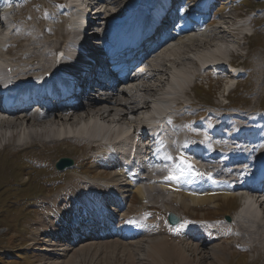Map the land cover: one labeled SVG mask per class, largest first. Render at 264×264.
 Returning <instances> with one entry per match:
<instances>
[{"label":"bare ground","instance_id":"bare-ground-1","mask_svg":"<svg viewBox=\"0 0 264 264\" xmlns=\"http://www.w3.org/2000/svg\"><path fill=\"white\" fill-rule=\"evenodd\" d=\"M118 1L120 0L98 1L96 6L98 8L96 9V7H92V9H96V11L93 13L94 17H90L88 12H85L84 14L80 8L72 7V10L74 11V26L78 28L83 21L84 24L87 22V26L89 29L91 28V30L85 32L84 30L86 27H82L81 29L83 30L80 29V32L74 30L70 32V34L72 33V36L69 37V40L64 39L62 42L59 41V46L55 49L53 58L50 57L51 54L49 55L48 51L42 50L43 48L40 49L36 46L28 50L25 48L26 51L22 52L20 47L19 49L17 48L19 45L18 43L22 40H19L17 43L18 45L14 49L9 48L7 45L10 40H13L12 34H14L15 29L11 24L15 19H13V21H5L7 24L12 26V30L9 32V37L6 41H4L3 35L0 32V77L3 75L8 83H10L16 89L21 90L22 88L20 87H22L24 83V90L34 91L36 93L34 97L38 101L55 104L59 101L70 100L73 97V94H71L67 88L72 80L62 77V74L58 73V71L62 70L63 66L65 65L64 71L67 72L68 76V68L73 66L76 60L75 54L73 52V50H75L74 47H80L79 45L82 43V46L84 47L85 44H87V41L84 42V38L90 39L93 37V39H99V35L101 33L97 34L96 31L101 30V32H103V28H99L101 27L102 23H104L103 21L106 20L105 14L107 13L108 9L106 7L102 8V5L107 3L108 5L114 6L116 3H118ZM213 1L214 0H199L196 2V6L205 13L208 12V7ZM178 4H180V0H154L152 7L153 14L148 19H146V17L143 18L136 16L134 18L133 14H131V11L127 12L126 16L130 15L129 17L133 20V22L126 24L121 32L122 35L127 36L128 43L133 42L135 45L139 46L136 48L135 58L141 57L145 59L143 63L148 67L147 72L137 74L136 78H127V80L124 82L120 81L118 86L114 88H105L104 96H95L83 100V102H80L72 112L66 113L63 112V110L56 108L49 109L44 113L38 114L29 113L23 110L15 113L1 112L0 114V130L3 127L5 128V132L7 129L11 130V136L7 135V137L9 136L11 139H8L7 141H0V149L5 147L10 148L11 145H14V147L17 149L20 147L23 148L33 146V144L37 143H40V145H49L48 143L54 141L58 142L61 140L70 139L72 142L78 141L81 146H85L86 148H89V150L95 149L96 158H100V163L104 164L103 166L107 165L108 168H112L117 164H121V167L119 166L117 171L112 173V175L110 173L111 176L108 175L107 177H104L105 179H91L87 178L88 176L84 177V175H71L72 177L67 179L65 186L58 189L53 195L55 198H57L58 196L65 194L66 196H72L75 198L80 197L84 203H95V210L92 212V217H90L85 210L86 207L88 208V205L85 207L81 200L80 204L83 207L82 211L66 212L64 214L62 212L61 216L59 212H56L57 210L55 211L52 208L53 202H50L51 205L49 206L47 217L49 219H46V225L44 219V223L42 222V225L44 224L46 227L40 229L39 231L41 232L42 230V234H46L48 236V242L44 243H47L52 248L58 247V256L67 254L74 245L81 243L78 245V247L82 246L84 244L82 243L84 240L94 239L98 237L99 234L104 235V237L116 236L120 238H127L132 237L134 233L141 236L140 239L135 240V238H132L127 241V244L124 245L132 248L139 247L138 243H141L145 250H151L152 247L154 252L158 255V250L160 249L162 251V247L155 250V245H149V242L151 241L149 236L140 234L147 235L149 231L152 230L148 226L158 223V221L162 220L159 218H155V220L146 219V216L140 218L138 215L142 214V208H139L136 214L133 213L135 210L133 209L129 212L125 211L127 215H129V227L123 226V228H121L122 224L117 222H119V216H122L123 213L118 214L117 212L120 210L121 212H124L122 211V208H124V201H126L124 198L130 196L132 192H135L138 195L151 197L158 192H163L162 189L171 190L174 192H183L184 196L188 197L190 201L196 203L206 201L213 202L214 200L216 201L218 200L217 197L220 196L219 194H222V197L235 196L236 199L240 197L242 198V206L238 210V207L233 209L232 213L229 215L230 219L227 221L225 220V224L227 225L226 229L231 228L232 232H227L226 229L222 230L220 228V219L213 223V227H210V225H212L210 223L179 224V227L175 229V233L179 232L178 235L181 236V240L183 242L184 240L187 241V239L190 237V242L194 245V249L196 251L200 244L218 239L216 237H221L218 239L221 245L217 244L215 246L220 250H226L230 248V246H233L235 242L236 244L243 246H246L244 244L248 243V246L251 249L264 245V200L258 201L255 198L249 197L251 194L255 195L256 191L250 189L249 187L232 188L228 181L230 174H224L226 168L220 163V161L216 160V158L205 163V165L211 169L208 171L209 176H211V173L215 171L218 176L225 177V181H211L207 189H198L196 186L192 187L190 184L192 183V174L194 173L195 169H192L191 171H185L186 167L180 160V157L183 156L190 164H192L190 158L188 157L191 154V151H193L194 148L205 150V145L208 147L206 151H208L209 156L212 157H214L216 153L221 152V149L219 148L221 145H223L221 146L222 148H227V150L228 148H231L229 157L234 156V154L240 155L241 152L247 151V148L241 144L242 140L254 142L257 139H264V128L260 127V125H252L250 123L251 121H241L235 128L228 125L230 123L227 122L226 118L220 115L215 118L216 121L222 119L224 120V123L228 124H224L218 128L217 125L219 123L217 122V125H210L211 128L204 131L202 125L200 124H194L195 126H198V128L190 127L189 122L195 116L187 114L186 110L183 109L184 107L190 106L189 103L179 106L182 104L180 101L182 99H180L177 103L175 102L176 106L174 108L171 100L175 99V96L179 93L181 95L178 96H183L186 94V88L184 90L183 88L194 76V73L190 74V71L187 67H193L194 63H196V65L198 63H209L206 66V69H210L212 67L218 69L222 68L224 63L220 62V57L223 55L224 58V55L229 49L226 44L228 41L223 39L225 36L227 38V29H229V25L232 24L226 20L223 23L228 27L212 26L209 30H204L198 35H194L195 33L191 29L181 33H177L172 30L171 32L175 35L169 36V38L166 39V42L158 46L156 49H152L154 47L153 45L155 41L151 40L148 43L146 36L142 37L143 31L152 27V25L148 26V22L146 21L149 19H157L156 22L159 20L161 24L163 23L161 22L162 19H171L178 10L176 9ZM169 5H171V9L168 8ZM194 7L195 6L191 4L190 9H193ZM9 12H11V1L4 0L3 3L0 4V13L1 15H5ZM203 15L202 18L205 17ZM93 18H97V20H99L97 24L96 21H93ZM110 19L112 21L113 17H110ZM227 19H231V17L228 16ZM94 25L96 26L97 30L94 29ZM106 25L107 24L105 23V26ZM202 25L203 23H200L198 26ZM2 27L4 30L5 27L3 24ZM157 27L159 26H155L154 30L152 31L154 34H159V32H156ZM116 31L117 29H115L113 33H116ZM139 31L140 35L133 36ZM89 32H92L91 36L88 34ZM78 34L82 36V39L80 38V42L76 43V37H78ZM24 38L26 39V37ZM21 44H23V42ZM52 48L54 50V47ZM139 48L142 50L140 54L137 52ZM16 52L17 54H15ZM10 55H13L14 58H10ZM99 72V75L103 73L101 69ZM75 76L76 75L74 72V77ZM98 79L100 78L94 76L88 83L81 84L78 90L79 96L85 94L88 85L95 83ZM56 83L64 89L63 95H57L55 93ZM77 84L78 80L76 79V85ZM50 93L53 94L50 95ZM91 94L93 93H89V95ZM3 98L14 99L13 95L10 93H6ZM170 103L173 106L172 110L166 112L162 116L159 123L160 126L156 127V129L159 128L161 131V141L163 140L165 142V149L172 152L170 161L178 160V164L171 166L170 172L167 173L165 168H162L161 170L156 168L158 162L155 161L153 156L149 155L151 147L149 145H152L153 147L156 145L155 141L150 143L154 138L148 137L145 132H142L140 135L139 133L136 135L131 134V132L135 131V129L137 131H141V129H138L140 124L147 123L150 116L152 117L155 114L158 115L161 112L170 109ZM33 105L37 104L34 103ZM179 107L181 109L176 111V109H179ZM182 111H185L184 116H181L184 120L183 123H181L182 127L186 123L189 125L184 126L188 135L190 128L198 129L199 131L202 130L203 134L200 137H203V139L199 137L202 142L197 141V139L189 138L192 137V135H189V137L185 138L184 140L178 139L180 136L178 129L174 128L172 124L174 122H179L180 120L177 121V115L173 114V112L184 113ZM186 116H189L190 118L187 120ZM211 119H209V123ZM65 124L68 125L65 127ZM21 130L23 134L26 133V136L20 135ZM112 132H117V135H111ZM222 132L227 133L225 136L227 138L223 139V142L217 141L218 139H215L216 136H220V134L222 135ZM153 133H155V131ZM87 134H89V139L84 137V135ZM106 140L107 142H105ZM124 141L130 142L132 147L135 148L133 158H128L129 161L131 163L133 162V165L135 166V169L132 168L133 171L135 170L134 172H130L129 170L127 171L125 170L127 168L124 169L123 167L124 163L122 161L123 159L121 160V158L123 156L126 158L127 155L125 156L124 151H120L119 147ZM183 143H185L184 148L182 146ZM234 148H236L235 151ZM258 148L260 147L247 152L254 154ZM121 154L122 157H118V155ZM136 155L138 160L135 159ZM225 158H227V156H225ZM23 161H25V159ZM168 162L169 159L166 166H169ZM180 162L183 165L181 168L183 171H185L183 173L178 167V165H181L179 164ZM260 163L264 165V160H261ZM51 167L54 168L53 161L51 162ZM53 170L58 171L56 169ZM138 170L141 171L137 172ZM156 172L158 174H162L164 172L165 175L164 177L161 175H154ZM233 172L237 175H240L246 171L243 170V167L236 166L231 175ZM132 175L137 176L133 178ZM128 176L130 177L129 181L127 180ZM169 176L174 178L169 180L166 179V177ZM232 180L237 182L236 178ZM156 183L159 184V186L161 185V187H155ZM174 192H171V194ZM179 194H174L172 196H179ZM245 194H247V196L243 197ZM87 198L92 199L86 200ZM94 198H98V201L94 202ZM172 199L173 197L170 198V201H172ZM107 203L115 204V206L109 207ZM183 203L182 205H184V207L188 205V201H184ZM65 204L66 202L64 205ZM162 204H164V201H162ZM57 207L58 204L56 208ZM175 226L177 227L178 225ZM115 228H120V230L114 232L117 230H115ZM169 231L170 232L168 233H174L171 230ZM182 233H185V235H181ZM39 234L40 233L35 235L34 238L38 237ZM235 239L236 241H234ZM163 240V237L156 239V241H160L164 244V249L166 248V244ZM190 242L187 243L190 244ZM86 243H88V241ZM167 246L168 248H166L167 250L164 249L166 250L164 252L167 253V256H169L168 254L173 256H169L168 258L166 257L167 260L162 259L159 261V264H169L175 255L177 256V259L180 260V263L178 264H191V258L184 254L182 247L177 248L175 245L173 247L171 245ZM89 247L90 246H85L80 249L78 256L81 255L82 251L86 250V248L89 249ZM35 249L44 250L45 252L49 251L46 248ZM171 252H173V254ZM70 255L75 257L77 254L75 255L73 253ZM157 255L156 257H158ZM57 260L53 261L52 263H59Z\"/></svg>","mask_w":264,"mask_h":264},{"label":"rangeland","instance_id":"rangeland-1","mask_svg":"<svg viewBox=\"0 0 264 264\" xmlns=\"http://www.w3.org/2000/svg\"><path fill=\"white\" fill-rule=\"evenodd\" d=\"M10 1L11 12L8 14L12 15L15 13V20L11 24L15 29L14 34H12L13 40H10L8 45H5L14 49L19 44L20 46L18 45L17 48L19 49L20 47L22 52L26 51L25 48L28 50L36 46L40 49L43 48L42 50L48 51L49 55L51 54L50 57L53 58L54 51L59 46V41L62 42L64 39L69 40V37L72 36L70 32H72L71 27L74 22V11L72 12L68 0ZM86 1L91 2V0ZM194 1L197 2L199 0ZM126 2L127 0H120L114 6L104 3L102 8L106 7L108 9H106L107 13L105 14V18L123 16L124 11L129 10V5ZM143 6L145 5L142 4L141 7ZM168 8L171 9V5H169ZM142 12L147 13V11L142 9L135 11L136 15H138L136 17H142V14H140ZM93 13L94 11L92 9L88 10L89 16L94 17ZM205 16V24L206 21L209 23L208 26L205 25V30H209L212 26L228 27L223 23L226 20L232 23L229 25V29L226 28L228 35L227 38L225 36L223 40L226 39V41H228L226 44L230 50L238 51L235 45L236 41L241 49L236 54H233V51H229L232 52V54L229 56L225 54L224 58L223 55L220 58L223 62L228 58L234 61V63L237 64V72H239L240 75L236 79H233L223 71L216 73L209 72L213 67L211 69L201 70V64L197 62L198 64L196 65V63H194L193 67L189 66L187 68L190 74L194 73V75H196V73H199L201 77L198 76L188 81L183 88V90L186 88V94L183 96H178L181 95L180 93L176 95V103L180 99H182L180 100L182 104L179 106L189 103L190 106L184 107L183 109L186 110L187 114L195 116L190 120V127L198 128V126L194 124L200 122L202 123L204 131L211 128L210 125H217V122L219 123L217 125L218 128L219 126L228 124L224 123L222 119L216 121L215 118L220 115L226 118L227 122L230 123L228 125L235 128L241 121H251L250 123L252 125H260V127L264 128V0H228L227 3L223 2V0H214L209 5L208 12H205ZM228 16L231 17V19H227ZM240 20H247L248 24L246 26V31H252V34L246 36L243 43H241L239 37L233 38V33L236 31L233 28L234 23H239ZM103 22H105V20ZM102 27L103 24L101 25V28ZM98 31L100 32V30ZM24 37H26V39ZM19 40L22 41L19 42ZM22 42L23 44H21ZM52 47H54V50ZM15 54H17V52ZM9 57L12 59L14 58L13 55ZM234 81L237 82L235 88L228 91V88ZM176 103L174 104V108ZM179 109L181 108L179 107ZM182 112L184 113L173 112V114L177 115V121L180 120L172 124L174 128H176L175 126L180 124L181 121H184L182 117L185 111ZM186 118L188 120L190 117L186 116ZM209 119H211L210 123ZM67 125L65 124L64 126L66 127ZM185 125L187 126L188 124H184L183 128ZM7 130L5 132V128H1L0 141L11 139L9 136L7 137V135L11 136V130ZM20 132V135L26 136V133L23 134L22 130ZM202 134V130L189 129V135H192V137H189L191 139H197V141L202 142L201 139H203V137H200ZM199 137L201 139H199ZM54 142L48 143L49 145H40V143H37L33 144V146L20 147L19 149L11 145L12 147L10 146V148L5 147L6 149H0V264H53L52 262L57 259L59 262L57 264H159V261L162 259L167 260L169 256H173L171 254L167 256V253L164 252L167 250L166 248H168L167 245H171L172 247L175 245L177 248L182 247L184 254L191 258V264H264V245L251 249L248 243L244 244L246 246H243L235 242L230 248L220 250L215 246L217 244L221 245L218 241L221 237H216L218 239L200 244L196 251L194 245L190 242V237L187 241L184 240L183 242L181 236L178 235L179 232L175 233V229L179 227V224L210 223L212 224L210 227H213V223L219 219L221 220L220 228L222 230L226 229L227 225L225 224L223 219L225 216L223 215L231 214L233 209L238 207L239 203L235 196L222 197V194H219L220 196L217 197L218 200L216 201L196 203L184 196L183 192H174L171 194L164 189H162L163 192H158L151 197L138 195L132 192L130 196L124 198V200H126L123 204L124 208H122L124 212H121V210L117 212L118 214L123 213L122 216H119V222H117L122 224L121 228H123V226L129 227V215H127L126 212L135 209L133 213L136 214L139 208H142L143 211L146 212V219L155 220V218H159L164 221L162 224L161 221H158V223L152 225V227L155 224L159 226V231L157 233L151 234V232L156 230L152 229L147 235L140 234L149 236V239H151L149 245H155V250L162 247V251L160 249L158 250V255L154 252L152 247L151 250H145L141 243H138L139 247L132 248L124 245L127 244V241L132 239V237H127L130 238L127 239L116 236L104 237L103 235H98V237L94 239L84 240V242H82L84 244L80 247H78V245L81 243L73 247L70 246L72 249H70L67 254L58 256V247H55V249L47 243H44L48 242V236L42 234V230L41 232L39 231L46 227V219H49L47 217L48 209L51 205L50 202H53L52 205L54 207L52 206V208L55 211L57 210L56 212H59L61 216L62 212L64 214L66 212L82 211L83 207L80 204L81 200L85 207L88 205V208L86 207L85 210L90 217H92V212L95 210V203H84L80 197L75 198L66 196L65 194L57 198L53 195L58 189L65 186L67 179L72 177L71 175H84V177L88 176L87 178L91 179H105L104 177L108 175L111 176L112 173L117 171L119 166L121 167V164H117L112 168H108L107 165L103 166L104 164L100 163V158H96V150H89V148L81 146L78 141L72 142L70 139H66ZM206 149H208L207 145H205V150ZM61 156H67L75 163L72 162L70 166L58 172L53 170L55 167H51V162L56 158L58 160ZM22 159H25V161ZM179 164H181L179 165V169L182 170L181 167L183 165L181 162ZM23 170L24 172L22 175L21 172ZM187 170L186 167L185 171ZM185 171H182V173ZM35 178H37V180H35ZM127 180H130L129 176ZM9 183L15 184L10 185ZM157 183L155 187H161V185L159 186ZM174 194H179V196H172ZM172 197L173 199L170 201ZM91 199L92 198H87L86 200ZM97 201L98 198H94V202ZM162 201H164V204H162ZM184 201H188V205L185 207L182 205ZM65 202L66 204L64 205ZM57 204L58 207L56 208ZM107 204L109 207L115 206V204L112 203ZM168 211L174 212L181 217L178 226H172L174 229L170 226L167 228L163 227L168 225L164 219ZM145 216H143V214L138 215L140 218ZM43 219L45 220V225H42ZM157 225L156 227H158ZM115 230L119 231L120 228H115ZM169 230L174 233L168 234V232H170ZM226 231L232 232V229H226ZM38 233H40L38 237L34 238ZM181 235L184 236L185 233ZM140 237L141 236L136 237L135 240L140 239ZM160 237L164 238L163 241L166 244V248L164 249L166 250L163 249L164 244L162 242L156 241V239ZM87 241L88 243H86ZM234 241H236V239ZM187 242H190V244ZM85 246L90 247L89 249L86 248V250L82 251L81 255L78 256L80 249ZM35 248H46L49 251L45 252L44 250H37ZM73 253L77 255L75 257L70 255ZM171 253L173 254V252ZM156 255L158 257H156ZM178 263H180V260L177 259L176 255L169 262V264Z\"/></svg>","mask_w":264,"mask_h":264},{"label":"water","instance_id":"water-1","mask_svg":"<svg viewBox=\"0 0 264 264\" xmlns=\"http://www.w3.org/2000/svg\"><path fill=\"white\" fill-rule=\"evenodd\" d=\"M72 159L66 156H61L57 161H54V166L56 169H64L67 166H70L72 164ZM226 219H229V216L226 215L225 216ZM168 220L170 221V223L175 224L178 220V217L172 213L169 212L168 213Z\"/></svg>","mask_w":264,"mask_h":264},{"label":"snow or ice","instance_id":"snow-or-ice-1","mask_svg":"<svg viewBox=\"0 0 264 264\" xmlns=\"http://www.w3.org/2000/svg\"><path fill=\"white\" fill-rule=\"evenodd\" d=\"M180 160H181V162L184 164V165H186V167H187V169L189 170V171H191L192 170V165L183 157V156H181L180 157ZM178 167H179V165H178ZM182 171H183V169H182ZM172 178H174V177H171V176H169V177H166V179H172Z\"/></svg>","mask_w":264,"mask_h":264}]
</instances>
